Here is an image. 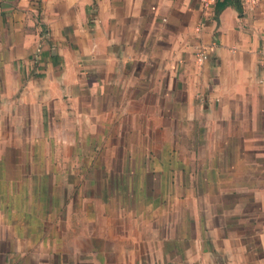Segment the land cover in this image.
I'll list each match as a JSON object with an SVG mask.
<instances>
[{"label":"crops","instance_id":"obj_1","mask_svg":"<svg viewBox=\"0 0 264 264\" xmlns=\"http://www.w3.org/2000/svg\"><path fill=\"white\" fill-rule=\"evenodd\" d=\"M0 4V151L82 166L103 136L154 128L170 136L158 149L180 155L146 161L174 184L159 191L153 219L130 191H8L72 179L0 157V264H264V0H232L218 14L200 0ZM116 161L94 180L131 182L141 167L147 178L143 163L118 172ZM184 175L196 185L186 194ZM185 199L196 200L188 218Z\"/></svg>","mask_w":264,"mask_h":264},{"label":"rangeland","instance_id":"obj_2","mask_svg":"<svg viewBox=\"0 0 264 264\" xmlns=\"http://www.w3.org/2000/svg\"><path fill=\"white\" fill-rule=\"evenodd\" d=\"M141 121L142 119L140 120L135 119V122H141ZM151 121L152 120H150V123ZM146 123H149V122H146ZM140 131H141L140 129H137L135 131V134H131V133L123 134L118 137L112 136L111 134H107L106 136H103L102 146L99 149L95 151L92 149L91 150L88 149L87 151L82 152V166H79V165H76V166L59 165V167L58 166L57 167L47 166L44 161L46 160V156L44 155V152H38V154H34V153H31V151L29 150L0 151V157H2L4 160L14 161L15 159H18V160L27 159V164H26L27 166L25 165L22 168L23 173L27 171L28 174L35 175V174L51 172L49 174L54 175V178L56 180L60 179L59 175H69L70 180L72 179L71 182L55 181L54 183H45V182H42L41 180L38 186L34 182H27V183H24L21 188L19 186V183L14 184L13 182H8L7 190L8 191L20 190V189L21 190H35V189L37 190V187H38L40 191H44L47 189L49 191L53 190L55 192L67 191V192H70L71 194L76 193L78 191H82V192L105 191L107 193L130 191V192H134L136 197L137 196L141 197V199L138 200L140 201L139 202L140 205L147 206L145 208H150L151 217L153 219L156 216V214L154 213L159 209L158 204L162 201V199L158 197L159 191L163 189H166V190L172 189L171 186H174V184H170L169 182L168 183L162 182L161 177L158 175V173L146 172V169H147L146 161H147V164L150 166L149 169H152L154 167L159 168V165L163 167L165 163L168 165L171 163L172 160H174V162L176 163L175 157L180 158V155L178 153L161 151L158 149L161 143L168 140L170 136L160 135L159 131L155 130L154 128H151L150 130H148L147 131L148 134H145V135L142 134ZM144 143L145 145L147 144L150 148H154V149H150V150L141 149ZM115 145H122V146H120L118 149V147ZM131 146H134L135 148ZM191 154L192 153L190 151L183 152V161L186 160L189 166L191 163ZM31 157L38 158L39 160L42 161L43 164H39V165L32 164L31 165L29 161ZM115 159H117L116 163L120 164L119 168L117 169L115 168V170H117L118 172L127 170L129 168L128 163L130 162V160L134 161L135 165H136V162L139 164L143 163L144 164L143 175L146 176L147 178L144 181H142V167L140 168V165H136L137 168H140V170H139L138 175H135L131 182L116 181V178H114L113 183L95 181L94 180V178H96L95 174H99V177H101L100 174H104L103 177L105 178L109 177V175H107L109 174V169H110L109 165L111 164V160H115ZM95 160H100L101 164H104L107 166H105V168L95 169L94 167V162H96ZM62 163L63 162H61L60 164ZM5 169H7L6 173L7 175H9L10 167H7ZM41 178L42 177H40V179ZM182 185H183L182 193L184 194L190 193V191L194 190V187H196V185H194L193 182L191 183L189 181L188 175L187 176L184 175ZM199 188L201 189L202 192H205L204 191L205 187L202 185V183L199 184ZM144 193H147V194H144ZM143 197H145L144 200L142 199ZM55 201L58 202L59 200H55ZM79 201L81 202V200ZM118 201L127 203L129 199H125V198H121L120 200L110 199L111 205L113 204L114 206L117 205ZM195 201H196L195 199L183 200V208L185 212L184 213L185 217L188 218V215L190 214L188 210L191 206L190 204L191 202L195 204ZM164 202H166L164 204V207H168V208H170V206L174 207V205H172V202H173L172 198H167L165 199Z\"/></svg>","mask_w":264,"mask_h":264},{"label":"built area","instance_id":"obj_3","mask_svg":"<svg viewBox=\"0 0 264 264\" xmlns=\"http://www.w3.org/2000/svg\"><path fill=\"white\" fill-rule=\"evenodd\" d=\"M200 1H201V4L203 5V7L205 9L212 8L216 3V0H200ZM246 2H248L249 4H256L258 2V0H246ZM208 58H209V55L207 53L205 46L200 47L196 51V59L198 60L199 63L205 62Z\"/></svg>","mask_w":264,"mask_h":264},{"label":"trees","instance_id":"obj_4","mask_svg":"<svg viewBox=\"0 0 264 264\" xmlns=\"http://www.w3.org/2000/svg\"><path fill=\"white\" fill-rule=\"evenodd\" d=\"M232 0H216V10L215 13L218 14L227 5L231 4Z\"/></svg>","mask_w":264,"mask_h":264}]
</instances>
